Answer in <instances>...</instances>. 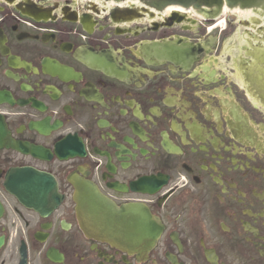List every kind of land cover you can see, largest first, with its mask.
Masks as SVG:
<instances>
[{
  "label": "flooded vegetation",
  "instance_id": "flooded-vegetation-1",
  "mask_svg": "<svg viewBox=\"0 0 264 264\" xmlns=\"http://www.w3.org/2000/svg\"><path fill=\"white\" fill-rule=\"evenodd\" d=\"M259 20L0 0V264H264ZM95 196L144 206L155 245L115 244Z\"/></svg>",
  "mask_w": 264,
  "mask_h": 264
},
{
  "label": "water",
  "instance_id": "water-1",
  "mask_svg": "<svg viewBox=\"0 0 264 264\" xmlns=\"http://www.w3.org/2000/svg\"><path fill=\"white\" fill-rule=\"evenodd\" d=\"M161 5H165L168 1L171 3L180 4L182 6L193 5V7L200 9L205 14L214 16L218 14L223 4L234 7L239 6L240 8H248L251 6H261L264 10V0H152ZM205 7L209 9L206 10ZM159 7V6H157ZM238 11V8H236ZM249 13L248 11H241ZM250 49L254 52L248 51V55L251 58L250 64L254 66L262 65V72L264 74V47L260 49L258 46L249 42ZM261 78V77H259ZM99 203L100 208L96 211H104L111 218L104 224V229H107L112 233L111 239L115 244L124 247L128 251L141 248L143 250L151 249L160 234V228L152 219L148 210L139 204L135 207H123V208H112L110 205L101 197H94ZM136 236V243H127V241L134 240Z\"/></svg>",
  "mask_w": 264,
  "mask_h": 264
},
{
  "label": "rangeland",
  "instance_id": "rangeland-1",
  "mask_svg": "<svg viewBox=\"0 0 264 264\" xmlns=\"http://www.w3.org/2000/svg\"><path fill=\"white\" fill-rule=\"evenodd\" d=\"M222 9V10H221ZM220 9V11H219V14H218V16L216 17V19L217 18H223V16L225 15V13L226 12H228V11H236L237 13V16H246L247 14H249V13H244V12H241V11H238L236 8L235 9H233L232 7H230V6H224V5H222V8ZM222 16V17H221ZM238 30L240 29V27H238L237 28Z\"/></svg>",
  "mask_w": 264,
  "mask_h": 264
},
{
  "label": "bare ground",
  "instance_id": "bare-ground-1",
  "mask_svg": "<svg viewBox=\"0 0 264 264\" xmlns=\"http://www.w3.org/2000/svg\"><path fill=\"white\" fill-rule=\"evenodd\" d=\"M224 6H227V4L225 3V4H223Z\"/></svg>",
  "mask_w": 264,
  "mask_h": 264
},
{
  "label": "crops",
  "instance_id": "crops-1",
  "mask_svg": "<svg viewBox=\"0 0 264 264\" xmlns=\"http://www.w3.org/2000/svg\"><path fill=\"white\" fill-rule=\"evenodd\" d=\"M253 77V76H252Z\"/></svg>",
  "mask_w": 264,
  "mask_h": 264
}]
</instances>
